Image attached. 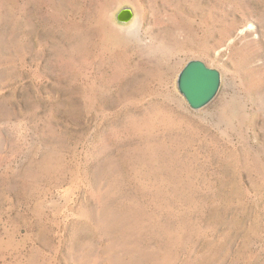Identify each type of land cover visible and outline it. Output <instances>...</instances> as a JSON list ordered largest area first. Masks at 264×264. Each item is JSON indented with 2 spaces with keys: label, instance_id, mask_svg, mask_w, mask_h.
<instances>
[{
  "label": "rangeland",
  "instance_id": "obj_1",
  "mask_svg": "<svg viewBox=\"0 0 264 264\" xmlns=\"http://www.w3.org/2000/svg\"><path fill=\"white\" fill-rule=\"evenodd\" d=\"M0 264H264V0H0Z\"/></svg>",
  "mask_w": 264,
  "mask_h": 264
},
{
  "label": "water",
  "instance_id": "obj_2",
  "mask_svg": "<svg viewBox=\"0 0 264 264\" xmlns=\"http://www.w3.org/2000/svg\"><path fill=\"white\" fill-rule=\"evenodd\" d=\"M134 18L135 12L131 7H124L117 14V19L123 23ZM221 85V71L201 59L190 60L178 78V88L193 109L203 108L213 101Z\"/></svg>",
  "mask_w": 264,
  "mask_h": 264
}]
</instances>
